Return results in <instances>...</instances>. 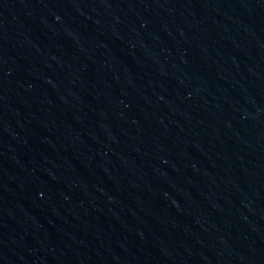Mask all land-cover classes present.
<instances>
[{"label":"water","instance_id":"1","mask_svg":"<svg viewBox=\"0 0 264 264\" xmlns=\"http://www.w3.org/2000/svg\"><path fill=\"white\" fill-rule=\"evenodd\" d=\"M0 264H264V0H0Z\"/></svg>","mask_w":264,"mask_h":264}]
</instances>
